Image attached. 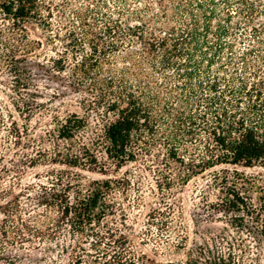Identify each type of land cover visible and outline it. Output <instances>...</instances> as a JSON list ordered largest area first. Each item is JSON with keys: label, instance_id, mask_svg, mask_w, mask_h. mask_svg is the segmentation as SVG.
<instances>
[{"label": "trees", "instance_id": "obj_1", "mask_svg": "<svg viewBox=\"0 0 264 264\" xmlns=\"http://www.w3.org/2000/svg\"><path fill=\"white\" fill-rule=\"evenodd\" d=\"M96 2L101 6L73 9L67 20V0H0V68L11 76L14 93L28 88L20 58L26 52L25 24L35 21L52 32L60 14L53 39L62 50L55 68L65 72L70 56L72 83L99 94L89 107L104 125L89 145L74 144L85 128L76 114L58 126L57 139L66 144L56 152L62 164L94 167L99 147L118 168L138 157L158 159L155 173L164 185L157 187L167 191L173 185L169 172L176 168L188 182L221 165L264 166V0H113L110 11L104 1ZM134 44L137 55L128 58L139 68L136 75L126 67H105L112 55ZM213 186L221 197L209 205L212 210L237 213L235 229L248 231L254 224L264 237V182L218 183L215 176ZM110 188L104 182L76 204L67 193L52 192L41 203L46 233L27 226L29 232L53 240L67 225L72 236H88L89 251L70 248L72 264H136L121 235L110 231L105 237L94 228L106 216ZM177 264L199 262L187 257Z\"/></svg>", "mask_w": 264, "mask_h": 264}, {"label": "rangeland", "instance_id": "obj_2", "mask_svg": "<svg viewBox=\"0 0 264 264\" xmlns=\"http://www.w3.org/2000/svg\"><path fill=\"white\" fill-rule=\"evenodd\" d=\"M67 1V20L73 9L83 12L86 7L101 6L96 0ZM102 1L108 7L105 10L115 6L113 0ZM59 16L54 17L52 32L35 21L25 24L26 52L20 58L29 76L27 90L14 93L11 76L0 68V264H72L74 252L70 248L80 245L89 251L91 239L85 234L72 236L67 225L53 240L45 234L37 238L27 226L46 233L43 216L47 210L41 203L52 192L67 193L69 202L76 204L104 182L111 187L104 200L106 216L94 228L105 237L110 231L121 235L136 264H177L187 257L199 264H264L260 229L251 224L250 230L241 232L231 225L237 213H217L209 206L221 197L217 186H213L215 176L218 183L226 178L231 184L252 180L261 185L264 166L221 165L188 182L182 181L181 171L176 168L169 172L173 185L167 191L157 187V183L164 185L155 173L158 159L151 163L150 158L138 157L118 168L99 147L94 167L62 164L56 156L57 150L66 146L57 139L60 123L72 114L82 118L85 128L74 144L89 145L101 135L104 122L89 107L98 101L99 94L87 85L72 83L70 56L65 72L55 68L56 53L62 50L53 39L57 21L62 19ZM74 29L80 33L77 25ZM59 33L63 35V31ZM135 47L112 55L111 64L105 67L113 72L126 67L136 75L139 68L128 58L137 55ZM127 61L130 64H124ZM259 194L253 196L255 203Z\"/></svg>", "mask_w": 264, "mask_h": 264}]
</instances>
